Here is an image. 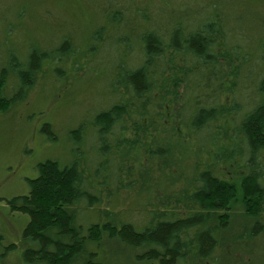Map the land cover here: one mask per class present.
Wrapping results in <instances>:
<instances>
[{"label":"trees","instance_id":"1","mask_svg":"<svg viewBox=\"0 0 264 264\" xmlns=\"http://www.w3.org/2000/svg\"><path fill=\"white\" fill-rule=\"evenodd\" d=\"M33 1L0 19V113L38 78L97 91L67 136L71 160L38 163L8 200L29 218L26 260L104 264L112 243L128 264H261L264 0H49L63 20ZM25 31L43 34L29 55Z\"/></svg>","mask_w":264,"mask_h":264},{"label":"rangeland","instance_id":"2","mask_svg":"<svg viewBox=\"0 0 264 264\" xmlns=\"http://www.w3.org/2000/svg\"><path fill=\"white\" fill-rule=\"evenodd\" d=\"M48 1L45 0L43 3H36V5L42 9L49 8L57 15L58 19L63 20V7L48 6ZM79 1H73V8ZM27 2L28 5L25 7ZM41 3L42 5H40ZM49 5L51 4L49 3ZM28 6L32 7L30 0H0V19H5V21L14 20L17 16L16 10L21 7L26 8V13L30 14V9L32 8ZM74 10H76V7ZM68 19H71V17H67L65 20ZM76 23L74 32L79 36L86 37L87 33L91 31L86 26L87 22L82 19L76 21ZM58 27L62 28V25ZM70 28H74V26ZM38 32L40 33V31ZM54 35L55 33L49 32V34H46L45 41L55 37ZM14 38L17 39V42L26 40L22 49L27 52V55L40 50L42 45H44L41 41L43 39L42 33H40L41 40L29 31L17 32ZM50 43L52 44L50 48L53 47L55 49L58 41ZM10 49L6 46H0L1 62L7 60L10 55ZM102 78L104 79V77ZM89 81L88 78L83 82L75 80V83L66 89L68 92L66 93L63 90V88L65 89L63 84H51L46 81L45 77L38 78L34 87L26 91L24 98L17 99L5 112L0 113V236L2 237L0 264H35L26 260V252L31 247L29 242L24 241L22 238L29 218L24 214L12 213L9 209L8 200L28 193L27 180L36 177L35 166L38 163L48 158L62 162L71 160L67 154L71 149V144L67 143V136L79 122L80 118L78 119V117L82 112V103L90 105L96 98L93 90L96 88L94 81L91 79ZM95 91L97 90L95 89ZM10 95L8 94V97ZM89 107L92 108L94 106ZM45 124L50 125V131L41 133L40 130ZM51 134L56 136L58 140H48L47 138H50ZM83 151V149L80 150L81 153ZM96 170L98 168H95ZM111 212H115L114 207H111ZM89 213L91 217L95 218L93 209ZM141 214L143 215L142 212ZM10 245L14 247L11 250H7ZM112 245L111 243L110 248L105 250L102 262L104 264H116L117 260L120 263L128 264L129 262L121 246ZM122 254H124L123 259L120 260L119 258ZM129 260L132 262L131 264H142L133 257ZM252 261L255 262L256 260L252 259ZM261 264H264V260H262Z\"/></svg>","mask_w":264,"mask_h":264}]
</instances>
